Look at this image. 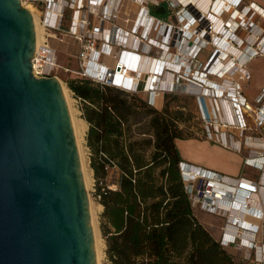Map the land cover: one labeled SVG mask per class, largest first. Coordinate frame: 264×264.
Instances as JSON below:
<instances>
[{
	"label": "built area",
	"instance_id": "built-area-1",
	"mask_svg": "<svg viewBox=\"0 0 264 264\" xmlns=\"http://www.w3.org/2000/svg\"><path fill=\"white\" fill-rule=\"evenodd\" d=\"M241 1L242 0H237V5H239ZM142 2L145 3V6L148 4L147 0H143ZM20 3L22 5L30 4L42 12V27L44 28V31L45 29L46 31H61L62 22L66 18V15L69 14V22L66 31H68L81 44V49L79 51L80 69L74 71L76 75L73 76L72 79L82 77L87 78L92 82L117 87L126 92H141L146 95L148 104L155 105V99L158 97L156 96V93L159 95L158 91H161L164 95L168 92H174L171 88L175 83H179L178 80L181 77L188 82H192V85H194L195 88L201 86L206 89H202V91L192 94L197 95L196 97L199 102L200 111L209 118V120L206 121L208 128L206 131L211 135L210 139L212 141L221 143V141H219L221 136V126H224L225 128L234 127L240 129L241 133L243 130L247 129L245 115L252 110L253 106L257 107V124L263 125L264 127L263 96L256 100L255 104H252L242 94L240 87L241 84H244L250 78L249 72H242V67L246 61L239 64L232 57L234 60L233 64H236L233 69H237L239 72L236 70L238 73H235L234 71L237 76L236 79L231 80L230 84L233 85L229 87V89L232 88L234 90L233 94H227L228 98H221L222 95H216L217 93L214 91H217L218 87H223L224 79L217 73H212V70L207 68L208 64L212 63L211 61L216 51H213L214 53L212 52V55H210V58L207 59V61H205L206 58H204V64H201L200 61H197V63L194 61L197 52L206 45L203 37L206 39L208 38L209 42L212 44L213 26L212 19L210 18L212 15V3L209 4L207 12L210 17L203 19L205 20L206 27L200 22V16L196 15V12L183 8L182 11L184 14L182 19L186 18L188 23L185 25L184 19L183 24H181V29L177 31L174 26H177L178 29V25L171 21L173 14L169 18L168 23L158 17L149 15L148 8L144 5L139 9L140 15L143 14L148 17L144 27H138L136 22H132L131 24L126 23V21L122 22L118 0H20ZM188 3L189 2H187V4ZM100 7L103 8L105 13H99ZM222 13L223 12H221L220 15H222ZM185 14L187 15L186 17ZM176 16L181 18L179 13H177ZM223 25L226 28L228 27V23L225 21ZM182 28L190 29L193 34H196V36L193 37V35H189L186 31L182 30ZM45 34H47V32H45ZM197 35H200L199 39L197 38ZM182 42H184L183 45ZM174 43H176L177 46L181 43L180 46L182 47V52L189 53L188 57H186L188 62H186L187 66L183 64L185 60H181V57L178 61H176L177 57L175 58V56L170 59L169 55L172 54L170 49L175 48ZM245 50V54L249 53V50ZM126 51L127 65L129 64V66L120 65L118 62L121 55ZM132 51L135 53H132ZM141 55L152 57V60H155V63L150 69L151 75L147 74L143 82L141 81V78L142 76L144 77V73L137 70V68L141 67ZM105 57L109 59L111 58L113 62L105 63ZM189 61L194 63L193 66H196L194 68H197L193 69L195 72L192 70L193 72L191 75L189 72L185 71H190ZM60 66L61 65L58 63L57 59L56 49L51 46L48 43L47 38L44 37L42 43L35 46L31 58V71L35 77H57L56 72ZM200 66L202 68L201 70L198 68ZM61 69L65 72H72L68 67H62ZM167 72L171 73V82L165 81V74ZM186 73L188 74L186 75ZM192 75L196 76V78ZM201 76L209 77L208 80L210 82L204 81ZM138 78H140V80H138ZM140 81L142 82L141 85L139 84ZM262 89L264 91V86ZM185 92L190 93L189 90ZM261 94L259 96H261ZM224 95L225 94H223V96ZM74 99L75 101H78L80 105L82 102H86L80 97L74 96ZM223 104L225 105V111L224 109L222 110ZM202 119H204L203 116ZM223 139L224 141L229 142L226 144L221 143L223 147L233 149L246 148L248 147V143L252 142H248L246 138L243 142L234 141L232 139L227 140L224 135ZM252 144H254L251 145L252 148L259 152V158L262 160V163L258 162L262 165L261 168L259 166L261 169V176L258 183L246 177L236 179L185 162L180 163V170L184 182V189L186 190L193 207L202 208L206 211L212 210L213 212L215 211V213L224 211L223 213L226 214L229 226L232 228L240 227V231H243V233H241L244 234L243 237L237 235L238 232L236 231L228 230L223 232L219 239L220 245L224 247L236 243V245L239 244L249 248H259L262 246L263 257L261 263L264 264V226L261 222L264 219V203L261 195V191L264 193V142H252ZM212 180L217 182L222 190H225V186L232 188L235 187V192L223 191V199L226 200L213 197L209 198L207 196L209 193L207 187ZM226 180L233 182L236 181L237 186L227 184ZM115 188L116 185L114 183H105L103 187H100V190L97 191L96 189V199L98 200L101 197V194L105 193L106 190ZM211 191V194H216L214 188H211ZM250 197L253 198L252 200L255 203L254 206L255 209H257L256 211H263L261 215H255L254 211H248V213H244L243 216H236L234 219H230L229 211L221 206L223 202L231 199L233 201H239L241 205H243L246 199L248 202L250 201ZM226 236L237 237V239H234L233 237V239H229Z\"/></svg>",
	"mask_w": 264,
	"mask_h": 264
},
{
	"label": "water",
	"instance_id": "water-1",
	"mask_svg": "<svg viewBox=\"0 0 264 264\" xmlns=\"http://www.w3.org/2000/svg\"><path fill=\"white\" fill-rule=\"evenodd\" d=\"M35 46L29 10L0 0V264H96L70 113L60 80L32 74Z\"/></svg>",
	"mask_w": 264,
	"mask_h": 264
},
{
	"label": "trees",
	"instance_id": "trees-1",
	"mask_svg": "<svg viewBox=\"0 0 264 264\" xmlns=\"http://www.w3.org/2000/svg\"><path fill=\"white\" fill-rule=\"evenodd\" d=\"M66 83L88 102L80 110L89 125L86 145L95 179L112 168L119 172L116 188L98 199L110 264H241L197 218L184 189L175 142L184 138L181 112L150 105L141 92L87 78ZM142 120L145 128L138 127ZM104 185L98 183L97 191Z\"/></svg>",
	"mask_w": 264,
	"mask_h": 264
},
{
	"label": "rangeland",
	"instance_id": "rangeland-1",
	"mask_svg": "<svg viewBox=\"0 0 264 264\" xmlns=\"http://www.w3.org/2000/svg\"><path fill=\"white\" fill-rule=\"evenodd\" d=\"M119 1V12L121 13V18H123V20H129L130 22L131 20L134 22V16L139 12V9H141V6H145V3H143V0H118ZM251 0H242L240 2L239 5H237L238 9L241 11L243 10L246 6H248L250 4ZM148 4L145 6L148 8L149 11V15H152L154 17H158L159 19L165 20L169 23V19L171 17V15L173 14V17H171V21H173L176 25H178V29L177 26H174V28L177 30L181 29V24H183L184 19H182L184 12L182 11L183 8H186L187 10H193L194 12H196V15L200 16L199 19L201 20L200 22L203 24L204 27L205 26V20H203L204 18H208L210 17L209 14H207L208 12V8L206 10H203L202 8H200V6L198 4L195 3V5L193 4H187L184 3L181 0H147ZM26 5H30V4H26ZM32 6V5H30ZM209 7V6H208ZM33 8V12L36 15L38 24H40L42 26V12H40L38 9H36L34 6H32ZM162 9V13L157 14L156 11ZM196 9V11H195ZM99 13H105L103 11V8L100 7L99 9ZM192 12V11H191ZM213 12V11H212ZM179 13V15H181V18H178V16H176V14ZM193 13V12H192ZM187 14V13H186ZM185 14V17L187 16ZM195 14V13H194ZM146 15V14H145ZM67 19H69V14L66 15ZM229 17L230 14L228 12H224L221 15V18L228 23V27L227 29H231L234 34L237 35V37H240L242 39H245L249 34H251V32L254 30L255 26H256V22L260 21L261 22V18L259 17L258 14H252L251 16H245L244 18H240L238 16L237 19H234V23H232V25L229 22ZM67 19H65V21L63 20L62 22V26H61V31L57 30V31H49L42 27V36L43 39L44 37L47 38L48 43L53 46L56 49L57 52V59H58V63L61 65L60 68L57 70L56 72V76L57 78L60 80L61 84L63 86H65L67 88L68 94H69V101H70V107L72 108L73 112L75 113V115L77 117H81L82 118V112L80 110V103L78 101H75L74 96L71 92V90L69 89L66 81L70 80L73 78V76H75V72L76 70H79V51L81 49V44L80 42L74 38L68 31H66L67 27H68V22ZM253 22V24H252ZM180 23V24H179ZM209 23V22H208ZM244 23V24H243ZM207 25V24H206ZM264 26V22L262 24V27ZM180 27V28H179ZM262 31L264 32V27L262 29ZM45 32H47V34H45ZM208 32V31H207ZM206 32V33H207ZM259 32V34L257 35V38H259L257 40V42H254L252 47L257 49V54L255 56V59H252L249 62H245V66L248 67V69L250 70V78L247 80L248 83L251 78L254 77V71L256 69V71L259 73L258 76H263L264 73V48L262 49H258V46H262L260 45V41L263 40L264 38V33ZM209 33V32H208ZM211 35V34H210ZM203 40H205L204 42H206L205 47L201 50H199L197 52V54L195 55V63H197V61H200V63L204 64V58L205 61H207V59L210 58V55H212V52L216 50V48L209 42V39L203 37ZM208 42V43H207ZM175 48L170 49L172 54H168L170 56V59L173 58L175 56V58L177 57V60H179V58L181 57V60H185L187 62V59L185 57H188L189 53L187 52H182V47L180 46V44L177 46L176 43H174ZM184 44V42H182V45ZM232 45H234L236 48L241 49L242 51H246L245 49L247 48H243L240 47V44L237 43L236 41H232L231 43ZM214 53V52H213ZM214 55V54H213ZM232 55V54H231ZM208 56V58H207ZM232 57L235 59L236 62H240L239 57L232 55ZM212 58V57H211ZM166 59V58H165ZM211 61V60H209ZM105 63H111L113 62L112 59L105 57ZM82 63V61H81ZM188 63V62H187ZM192 64V65H191ZM194 63H192L191 61H189V65H190V71L185 70L187 72H189V74L191 75V73L195 70L193 69H197L194 68L196 66H193ZM62 67H68L71 69L72 72H65L64 70H62ZM199 70H201V66L198 67ZM193 70V71H192ZM249 73V74H250ZM188 73H186L187 75ZM149 75V74H148ZM147 76V73H144V77L142 76L141 81L143 82V80H145ZM194 76V75H192ZM189 77V76H187ZM196 78V76H194ZM203 77V76H201ZM264 77V76H263ZM263 79V78H262ZM138 80H140V78H138ZM140 81V85L141 82ZM179 83H175L174 86L171 88L174 92H168L165 93L163 95V93H161V91L158 93H156V99H155V105L157 107H164L167 106V108L169 109V111L175 112H181V115H179L180 121H179V128L182 130V134L184 138H189V139H206L208 141H210L213 144H216L222 148L223 145L222 144H226L229 143L228 141H224L223 139V135L226 137V139H232L234 141H241L243 142V140L246 138V140L248 142L252 141L254 142H264V127L263 125H258L257 124V117H256V112H257V107L253 106L252 110L247 112L245 115V123L247 126V129L243 130V132L241 133L240 129L234 128V127H229V128H225L224 126L220 127L221 130V136L219 138V141H221V143L219 142H214L210 139L209 132L206 131L207 125H206V121L209 120V118H207L206 115H204L200 109H199V102L197 99V95L192 94V93H197L198 91H196L197 89L193 88L194 85H192V82H188L186 81L184 78H181L178 80ZM244 83V84H245ZM241 84V90H242V94L245 96L244 94V90H243V85ZM250 88V93L254 94L257 89L255 86H249ZM263 88V87H262ZM260 89L259 93H257L258 95H256V100L260 99L263 96L264 99V91L263 89ZM166 89V88H165ZM190 91V93L185 92V91ZM207 92V91H205ZM262 93V94H261ZM261 94V96H259ZM246 97V96H245ZM247 98V97H246ZM256 103V101H255ZM254 103V104H255ZM260 104V103H257ZM202 116L204 119H202ZM145 124H146V120H142L140 125L138 127H143L145 128ZM88 129V127H87ZM87 133V130H86ZM86 133L83 137L82 140V150H83V154L85 157V161L87 164L88 169L91 171V167H90V150L88 148V146L86 145ZM246 136V137H245ZM250 137V138H248ZM258 137V138H256ZM251 143H248V147L246 148H242V149H233V148H228V150L230 151H234L236 153H238V155L240 156V167L237 170V172L235 174H228V173H224V172H219L216 170H212L214 172L223 174V175H227V176H231L233 178L239 179L240 177H246L250 180H254L256 181V183L259 182V178L261 176V163L262 160L261 158H259V152L256 151L254 148H252L251 145H254ZM224 148V149H227ZM262 153V152H260ZM258 156V157H257ZM258 162H261L260 164ZM258 166V167H257ZM260 166V168H259ZM109 177L108 180H104V179H98L96 180L94 177L93 172H90L91 178H92V182L91 185L89 187V189H87V193H88V197L90 200V204H91V208H92V213L94 214V218L96 220V224L98 227V235L99 238L101 239L102 242V251H103V255H102V259L100 261V264H110L109 260L106 258V254H105V243H104V239L102 237L101 234V229H100V222H101V212L102 209L99 207V202L96 199V186L98 185V183H107V184H113L116 181V172L115 170H110L109 171ZM227 184H233L235 186H237V182H233L230 180H226ZM195 213L197 214L199 220L202 222V224L207 228V230L211 233V235L218 239L221 237V235L223 234V232H226L228 230L230 231H236L239 233L240 237H243L244 234L243 231H240V227H236V228H232L229 226V224L227 223V219H226V214L223 213L224 211H220L219 213H215V211L213 212L212 210H204L202 208H198V207H193ZM218 212V211H217ZM263 226H264V219L261 221ZM237 233V234H238ZM260 245V244H259ZM224 248H226L227 250L231 251L232 255L234 256V259L236 260V262L241 263V264H262V258H260L261 254H258L257 248L254 247H247V246H242L236 243L232 244L231 247L230 246H224ZM263 250V247H262ZM263 257V256H261Z\"/></svg>",
	"mask_w": 264,
	"mask_h": 264
},
{
	"label": "bare ground",
	"instance_id": "bare-ground-1",
	"mask_svg": "<svg viewBox=\"0 0 264 264\" xmlns=\"http://www.w3.org/2000/svg\"><path fill=\"white\" fill-rule=\"evenodd\" d=\"M184 3L189 2L192 3L193 5L198 4L200 6V8H202L203 10H206L209 6L210 3H212V15H211V19H212V26H213V32H212V45L216 48V53L214 55V57L212 58V63H209L207 68L212 70V73H217L219 76H221L224 79V83H223V87H218L217 91H214L215 93H217V96L222 95L221 98L226 97L228 98L227 94H233V90L232 88L229 89L230 86H232L233 84H230L232 79H236L237 74L235 75V73H238L239 70H234V66L236 64L234 63V60L232 59V55H235L237 57H239L240 59V63H243L244 61H251L252 59H255V56L257 54L256 49L252 48V45L254 42H257V40L259 38H257V35L261 34L262 31V24L264 22V8L255 3V2H250V4L248 6H246L243 10H239L237 7V0H181ZM24 6L26 9L29 10V12L32 15L33 18V22H34V30H35V42H36V46H38L40 43H42L43 41V36H42V26L40 24H38L36 15L33 12V8L30 5H22ZM228 12L230 14L229 17V22L232 25V23H234V19H237L238 16L240 18H244L245 16H251L252 14H258L259 17L261 18V22L257 21L256 22V26L254 28V30L251 32V34H249L245 39H242L240 37H237L236 34H234V32L231 29H227L223 24H224V20L221 18L220 13L221 12ZM222 13V14H223ZM134 22H136V25L139 26H145L146 22L148 20L147 16H144L143 14L140 15V13L137 12V14L134 16ZM121 18V16H120ZM122 22H125V20H123V18H121ZM133 21L130 19L126 20V23L131 24ZM188 20L185 18V25H187ZM244 24V23H243ZM253 24V22H252ZM136 26V27H137ZM182 30L186 31V33H188L189 35H193V37L196 36V34H193L191 32L190 29H186V28H182ZM154 32V30H153ZM264 33V32H263ZM150 34V33H149ZM200 35H197V38L199 39ZM123 38V37H121ZM236 41L237 43L240 44V47H243L244 49L246 48L247 50H249V53L245 54V51H242L241 49L236 48L234 45H232V41ZM260 45L262 46H258V48L262 49L264 48V38L263 40L260 41ZM132 53H135L132 51ZM232 54V55H231ZM127 51L124 52L121 55V58L118 60V62L120 63V65H127ZM141 58V67L137 68L138 71H141L142 73H147L149 75L150 74V69L152 68L153 64L155 63V60H152V57H147V56H140ZM186 58V57H185ZM238 63V62H237ZM183 64L185 66H187L186 61L183 62ZM129 66V64L127 65ZM243 66V65H242ZM235 71V73H234ZM249 72L250 70L248 69L247 66H243L242 67V72ZM233 72V73H232ZM33 74V72H32ZM34 75V74H33ZM240 75V73H239ZM35 76V75H34ZM37 77V76H36ZM199 77V74H198ZM204 81L210 82L208 79L209 77H201ZM165 81L171 82L172 81V76L171 73L167 72L165 74ZM62 86V91L68 106V110L70 113V117H71V122H72V128L74 131V136H75V140H76V146L79 152V157H80V162H81V168H82V173H83V178H84V185L86 190L89 189L91 182H92V178L90 175V170L87 167L86 161H85V157L83 154V150H82V140L83 137L86 133L87 130V123L86 121L81 118V117H77L75 115V113L73 112L72 108L70 107V101H69V94L67 91V88L65 86ZM195 88V87H194ZM205 88V87H204ZM203 87H198L195 88L197 89L196 91H202V89H204ZM206 90V89H204ZM210 93V92H209ZM223 94H225L223 96ZM207 95V94H206ZM225 98V99H226ZM228 104V103H227ZM229 106V105H228ZM230 107V106H229ZM224 109L225 111V105H222V110ZM226 113V112H225ZM209 186L207 187L209 190L208 193V197L211 198H221L223 199V191H233L235 192V187H229V186H225L224 189L222 190L220 185L217 184V182H215L214 180H212V182H210V184H208ZM211 188H214L216 191V194H211ZM260 194V192H259ZM261 195L263 198V203H264V193L263 191H261ZM254 196V195H253ZM261 198V199H262ZM253 198L250 197V201L248 202L247 199L244 201V204L241 205V203L239 201H233L228 200L222 203V207L227 209L229 211V217L230 219H234V217L236 216H243L244 213H248V211H254L255 215H261L263 213V211H256L257 209H255L254 206V202L252 200ZM89 200V197H88ZM226 200V199H223ZM244 206V207H243ZM99 207L102 209V205L99 204ZM89 208H90V215H91V223H92V229H93V235H94V248H95V254H96V264H100V261L102 259V255H103V251H102V242L101 239L99 238L98 235V227L96 224V220L94 218V214L92 213V208H91V204H90V200H89ZM264 214V213H263ZM249 220V219H247ZM239 235V234H237ZM240 236V235H239ZM227 238L231 239L233 236H226ZM234 239H237V237H233ZM232 238V239H233ZM258 254L263 253L262 250V246H260L259 248H257ZM263 256V254L261 255ZM260 256V258H262Z\"/></svg>",
	"mask_w": 264,
	"mask_h": 264
},
{
	"label": "crops",
	"instance_id": "crops-1",
	"mask_svg": "<svg viewBox=\"0 0 264 264\" xmlns=\"http://www.w3.org/2000/svg\"><path fill=\"white\" fill-rule=\"evenodd\" d=\"M250 2H255L264 8V0H251ZM253 74L254 77L251 78L248 83H245L243 85L244 94L247 97L248 101L252 104H254L256 101V95H258L257 93H259L260 89L264 86V73L262 76L263 79L261 78V76H258L259 73L256 71V69ZM250 85L255 86L257 89L254 94L250 93ZM87 127H89L88 123ZM175 142L183 159V162L185 163L195 164L197 166H201L210 170L212 169L228 174H235L240 167L241 159L238 153L230 151L228 149H224L216 144L211 143L206 139L195 140L189 138H182L176 139ZM110 170H115L117 180L119 177V172L115 168H112ZM91 171L93 172L92 169ZM109 171L106 174L104 180H108L110 174ZM114 184L116 185V181L114 182ZM195 215L197 216L196 213ZM227 251L231 253V251Z\"/></svg>",
	"mask_w": 264,
	"mask_h": 264
}]
</instances>
